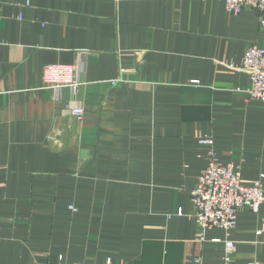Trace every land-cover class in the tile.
Returning <instances> with one entry per match:
<instances>
[{
    "label": "crops",
    "instance_id": "crops-1",
    "mask_svg": "<svg viewBox=\"0 0 264 264\" xmlns=\"http://www.w3.org/2000/svg\"><path fill=\"white\" fill-rule=\"evenodd\" d=\"M252 46L259 13L224 0H0V264H222L227 240L264 264V202L201 232L191 201L208 153L264 192Z\"/></svg>",
    "mask_w": 264,
    "mask_h": 264
},
{
    "label": "built area",
    "instance_id": "built-area-1",
    "mask_svg": "<svg viewBox=\"0 0 264 264\" xmlns=\"http://www.w3.org/2000/svg\"><path fill=\"white\" fill-rule=\"evenodd\" d=\"M224 7L232 15L251 7L259 13V24L264 27V0H224ZM242 70L248 74L251 82L249 99L264 103V48L249 47L242 59ZM42 72L44 82L54 90L69 88L76 92L79 87L75 66L47 64ZM70 112L76 119H80L83 114L80 108H74ZM200 143L209 147L212 144L210 139H203ZM208 155L209 163L191 192L194 217L201 232L212 228L228 232L235 228L237 213L242 207L258 210L264 202L263 187L259 182L243 185L238 170L231 165L220 166L212 153ZM261 233H264V220L256 231L257 235ZM235 250L232 241L224 242L222 264H233Z\"/></svg>",
    "mask_w": 264,
    "mask_h": 264
}]
</instances>
